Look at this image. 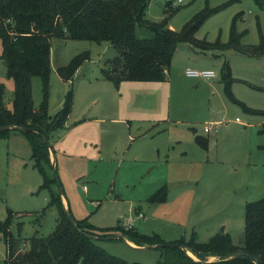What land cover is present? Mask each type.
I'll use <instances>...</instances> for the list:
<instances>
[{
  "label": "rangeland",
  "instance_id": "rangeland-1",
  "mask_svg": "<svg viewBox=\"0 0 264 264\" xmlns=\"http://www.w3.org/2000/svg\"><path fill=\"white\" fill-rule=\"evenodd\" d=\"M204 8L216 11L195 32L197 40L225 44L234 30L240 47L264 46V7L253 0H150L146 19L153 23L167 19L178 32ZM135 34L141 39L151 35L138 26ZM1 52L0 40V86L4 104L10 108L14 87L6 76ZM83 53L88 58L71 79L60 78L57 69ZM116 56L107 42L50 39L48 114L54 116L66 94L72 93L65 126L48 140L71 214L85 217L97 234L134 217L133 226L139 233L156 234L164 242L187 240L192 233L199 242H206L223 230L234 245L241 244L245 203L264 197V134L258 133L264 114L249 113L227 99L220 70L223 63L228 64L235 99L264 111V55L249 56L236 49L200 51L182 42L176 46L167 79L152 83L158 86L155 91L134 89L133 93L127 88L130 82L116 86L99 79L106 60ZM186 69L212 70L214 76L191 77ZM31 84L33 106L38 107L40 78L33 77ZM77 119L81 122L76 123ZM208 123L216 126L206 133L203 127ZM192 128L208 137L206 150L187 143ZM140 132L146 136L139 137ZM17 144L13 151L0 142V222L11 211V233L28 242L33 235L52 232L58 214L55 207L47 206L57 185L41 187L44 177L34 165L28 140L24 139L23 146ZM154 144L157 157V151L149 152ZM113 147L123 150L113 155ZM197 157L201 162L195 161ZM45 169L52 178V170ZM161 187L167 198L152 201L150 197ZM42 209L44 214L39 215ZM95 243L129 264H159L163 259L160 248L137 249L122 239ZM5 255L0 237V264Z\"/></svg>",
  "mask_w": 264,
  "mask_h": 264
},
{
  "label": "trees",
  "instance_id": "trees-1",
  "mask_svg": "<svg viewBox=\"0 0 264 264\" xmlns=\"http://www.w3.org/2000/svg\"><path fill=\"white\" fill-rule=\"evenodd\" d=\"M149 2L150 0H0L1 56L6 76L12 79L14 87L11 108H7L3 100L4 88L0 86V127L23 128L31 146L34 165L44 177L41 187L50 189L56 184L53 177L49 179L46 176L45 168L49 167L51 171L52 167L49 145L43 139L48 143L50 135L64 127L72 105V93L68 92L62 108L54 116L48 114L51 38L107 42L112 45L117 56L106 60L105 68L100 71L104 79L115 85L122 81H165L176 46L182 42L200 51L236 49L249 56L264 55V46L240 47L234 30L225 44L197 40L195 32L216 9L204 8L176 32L169 28L167 19L158 23L146 19ZM253 2L259 8L264 7V0ZM167 5L169 7V2ZM137 26L148 30L150 37L137 38ZM87 56L86 53L80 54L67 65L59 67L57 71L60 78L70 80ZM33 77L41 80L42 97L36 109L32 101ZM220 81L227 99L239 103L249 113L264 114V111L245 107L234 98L231 91L234 79L226 63L221 66ZM8 132L10 130H0V139L6 138ZM259 133L264 134V124ZM208 141V137H195V142L205 149ZM51 197L47 207L54 206L58 216L52 232L47 236L33 235L28 242L15 237L9 229L13 213L7 212L5 220L0 222V237L6 253L4 264H129L101 250L95 240L81 234L69 222L58 189ZM165 197L166 191L160 188L150 199L162 202ZM38 214L43 215L44 210ZM71 217L73 218L72 215ZM74 220L80 230L87 234L107 237L111 234L109 232L119 233L138 246L166 243L156 234L145 235L120 225L100 230L101 233L97 234L87 219ZM241 239V244L234 245L230 235L221 230L206 242H199L196 234L192 233L187 240L182 238L167 242L170 246L157 247L163 250V259L159 264H254L250 260L235 258L200 263L188 256L180 246H185L198 260H206L209 256L240 254L264 264V197L245 204Z\"/></svg>",
  "mask_w": 264,
  "mask_h": 264
},
{
  "label": "crops",
  "instance_id": "crops-1",
  "mask_svg": "<svg viewBox=\"0 0 264 264\" xmlns=\"http://www.w3.org/2000/svg\"><path fill=\"white\" fill-rule=\"evenodd\" d=\"M169 28L171 29V27H170V25H169ZM167 76H168V74H167ZM97 78V77H96ZM99 79L100 80H106V82L108 81V82H111V81H109V80H107V79H104L103 77H102V75H101V71H100V76H99ZM13 82V81H12ZM122 82H130V83H132V86L131 85H127V88L133 93L134 92V89L135 90H138V91H146V90H150V91H155L157 88H158V86H154V85H152V83H154V82H141V83H150V85H136L138 82L137 81H122ZM122 82H120V83H118V84H116V86L117 85H120ZM221 82V81H220ZM113 83V82H112ZM114 84V83H113ZM123 84H125V83H123ZM222 90H223V85H222ZM154 97V96H153ZM155 98V97H154ZM239 101V100H238ZM240 103H242L241 101H239ZM245 107H247V108H249L250 106H248V105H246L245 103H242ZM250 105V104H249ZM11 108V107H10ZM37 107H35V109H36ZM250 109H254V110H259V111H261V108H259L258 106H255V107H250ZM70 113V112H69ZM68 116H69V114H68ZM68 116H67V118H68ZM67 120V119H66ZM81 121H80V119H77L76 120V123H80ZM65 123H66V121H65ZM264 124V123H263ZM65 126V125H64ZM62 129V128H61ZM60 130V129H59ZM58 131V130H57ZM192 131L194 132L193 133V135L192 136H188L187 135V143L188 144H191V142H194L198 147H200L201 149H203V150H206L207 148H208V144H209V141H208V144H207V148L205 149V148H203V147H201L200 145H198L196 142H195V137L196 136H201V137H205V136H202V135H200V134H198V131L195 129V128H192ZM56 132V131H55ZM258 133H259V131H258ZM20 136H22V137H20ZM143 136H146V132H140V135H139V137H143ZM25 140H28V138L26 137V135L23 133V131L21 132V131H17V130H10V132H8V135H7V137L6 138H2V139H0V142H6L7 143V148L8 149H10V150H13V151H15V150H17L18 149V144H17V141L18 142H21V144H22V146L24 145V139ZM27 138V139H26ZM177 139V138H176ZM21 140V141H20ZM168 140V139H167ZM169 141V140H168ZM28 142H29V140H28ZM2 145V144H1ZM29 145H30V143H29ZM155 146H157L156 144H154V145H151L150 147H149V152L150 153H152V155H154V151H157V153H156V157L158 156V154H159V150H157L158 148L157 147H155ZM258 148H261L260 146H258ZM264 148V147H263ZM123 150V147H113V149L111 150V153L113 154V155H117V153H121V151ZM53 152H54V154H55V151H54V149H53ZM53 152H51V151H49V159H50V163H52L53 161L55 162V160H54V156H53ZM195 161H197V162H201V159L199 158V157H197L196 159H195ZM59 165V164H58ZM64 166V162H62V167ZM49 168V167H48ZM51 172V171H50ZM178 173H180L179 171H178ZM52 174V173H51ZM196 180V179H195ZM53 186H54V188H55V185H52L51 187L53 188ZM162 188V187H161ZM83 189H84V191L86 190V185H84L83 186ZM53 190V189H52ZM56 190H57V188L55 189V191L53 192L54 194H55V192H56ZM159 190V189H158ZM157 191V190H156ZM153 194H155V193H153ZM153 194H152V196H153ZM151 196V197H152ZM167 198V195H166V197H165V199ZM62 202L65 204V205H67V207L69 208V210H70V207H69V205L70 204H68V202L66 201V199L64 198V199H62ZM252 202V201H251ZM246 203H248V202H246ZM245 203V204H246ZM50 207H52V206H50ZM54 207V206H53ZM56 209V208H55ZM43 210V209H42ZM57 210V209H56ZM70 212H71V210H70ZM137 213V215L138 214H141L140 213V210H137L136 211ZM57 214H58V212H57ZM72 216H73V218L74 219H76V220H84V219H86L85 217L84 218H80V216L79 215H76V216H74L73 214H71ZM57 219V218H56ZM136 219V218H135ZM134 217H133V222H134ZM56 222V221H55ZM92 225V224H91ZM123 226L122 224H121V221H119L118 222V225L117 226ZM116 226V227H117ZM92 227L93 228H95V229H97L96 227H94L93 225H92ZM115 228V227H114ZM133 228H134V226H133ZM107 229H112V228H107ZM135 230H136V228H134ZM100 230H104V229H100ZM109 233H111L109 236H115V235H118L119 233H114V232H109ZM114 233V234H113ZM128 242L132 245V246H136L132 241H130V240H128ZM171 242H173L172 240H171ZM167 243V242H166ZM137 249H139V248H137Z\"/></svg>",
  "mask_w": 264,
  "mask_h": 264
},
{
  "label": "water",
  "instance_id": "water-1",
  "mask_svg": "<svg viewBox=\"0 0 264 264\" xmlns=\"http://www.w3.org/2000/svg\"><path fill=\"white\" fill-rule=\"evenodd\" d=\"M0 130H17V131H23V128L21 127H18V126H1L0 127ZM44 143H46L48 145V143L43 139ZM51 167H52V175H53V178L55 179L56 181V185H57V189H58V192L61 196L62 199H64V194H63V191H62V188H61V184L59 182V179H58V175H57V171H56V167H55V162L53 161L51 163ZM63 210H64V213L67 217V219L69 220V222L75 227L78 229V231L85 235L86 237L92 239V240H98V239H122L124 240L128 245L132 246L129 242H128V239L125 235L123 234H118V235H115V236H107V237H99V236H96V235H91V234H87L85 232H83L82 230H80V228L78 227V224L75 222V220L71 217V214H70V211H69V208L67 207V205H65L63 203ZM171 244H167V243H160V244H155V245H143V246H138L136 245L135 248H139V249H149V248H157V247H166V246H170ZM134 247V246H133ZM184 252L192 257L194 260L200 262V263H210V262H214V261H219V260H223V259H230V258H235V259H241V260H250L252 261L254 264H260L256 259L254 258H251L249 256H246V255H240V254H235V255H224V256H215L213 260H198V259H195L191 254L190 252L188 251V249L185 247V246H180Z\"/></svg>",
  "mask_w": 264,
  "mask_h": 264
},
{
  "label": "built area",
  "instance_id": "built-area-1",
  "mask_svg": "<svg viewBox=\"0 0 264 264\" xmlns=\"http://www.w3.org/2000/svg\"><path fill=\"white\" fill-rule=\"evenodd\" d=\"M181 0H178V2H180ZM185 74L187 76H191V77H202V78H211L214 76V72L212 70H191V69H186L185 70ZM216 125L212 124V123H208L207 126L203 127V131L208 133L213 131ZM142 214H138L137 216L140 217ZM123 225L125 227L131 228L133 226V218H128L127 220L123 221Z\"/></svg>",
  "mask_w": 264,
  "mask_h": 264
}]
</instances>
